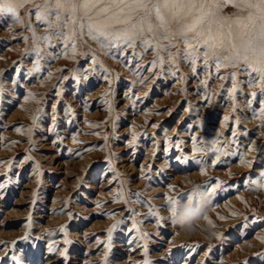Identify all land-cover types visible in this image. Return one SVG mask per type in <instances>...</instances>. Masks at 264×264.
<instances>
[{
	"label": "rangeland",
	"instance_id": "1",
	"mask_svg": "<svg viewBox=\"0 0 264 264\" xmlns=\"http://www.w3.org/2000/svg\"><path fill=\"white\" fill-rule=\"evenodd\" d=\"M0 264H264V0H0Z\"/></svg>",
	"mask_w": 264,
	"mask_h": 264
},
{
	"label": "bare ground",
	"instance_id": "2",
	"mask_svg": "<svg viewBox=\"0 0 264 264\" xmlns=\"http://www.w3.org/2000/svg\"><path fill=\"white\" fill-rule=\"evenodd\" d=\"M42 31H44V30H42ZM23 103H25V101H24ZM25 107H26V106H25ZM29 107H30V106H29ZM209 108H210V107H209ZM27 109H28V108H27ZM33 112H34V110H33ZM22 113H23V112H22ZM31 115H32V113H31ZM198 176L203 177V175H202L201 173H200V174H199V173H198V174L195 173V174L190 175V176L187 177V178H186V177H184V178H186V180H187V179H191V178L193 179V178L198 177ZM201 179H202V178H201ZM203 179H204V178H203ZM60 221H61V220H60ZM185 228H186V227H185ZM185 228H183L184 230H183L182 232H185V231L189 230V229H185ZM192 234H193V233H192ZM185 238H187V237H185ZM193 238H195V237L193 236ZM192 240H193V239H192Z\"/></svg>",
	"mask_w": 264,
	"mask_h": 264
}]
</instances>
